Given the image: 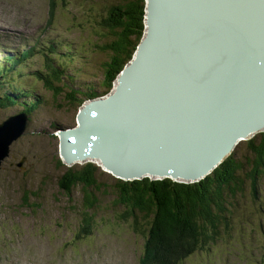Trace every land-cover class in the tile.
Segmentation results:
<instances>
[{
	"label": "rangeland",
	"instance_id": "1",
	"mask_svg": "<svg viewBox=\"0 0 264 264\" xmlns=\"http://www.w3.org/2000/svg\"><path fill=\"white\" fill-rule=\"evenodd\" d=\"M49 1L0 0V60L31 49L30 56L22 59L20 75L0 79L7 80L3 90L11 91L10 83L23 85L39 103L26 117L24 133L10 144L0 163V264H139L143 240L116 223L112 192L98 194L90 213L98 210L101 223L94 226L91 237L79 234L81 217L88 212L80 185L71 187L70 192L60 188L68 167L93 163L100 170L97 180L105 187L120 177L106 172L96 159L67 163L57 133L59 127L78 124L77 114L86 103L82 104L85 96L79 85L93 83L98 94L104 93L101 65L110 53L102 47L112 35L101 19L126 0H54L51 25L47 24ZM68 51L74 53L72 59L66 55ZM47 58L67 66L68 72L75 71L79 85L54 82L56 87H47L36 74H46ZM73 90L80 93L74 95ZM22 108L0 106V123ZM259 132L240 140L226 154L233 153L239 162L237 176L243 181L241 192L228 199V234L223 233L217 242L198 249L181 264H264V172L255 179V193L248 177L254 153L247 140L254 138L252 143L259 145L264 130Z\"/></svg>",
	"mask_w": 264,
	"mask_h": 264
},
{
	"label": "water",
	"instance_id": "2",
	"mask_svg": "<svg viewBox=\"0 0 264 264\" xmlns=\"http://www.w3.org/2000/svg\"><path fill=\"white\" fill-rule=\"evenodd\" d=\"M201 5H223L214 11L229 22L221 37L199 20L212 10ZM144 18L142 39L114 90L85 103L77 126L59 127L60 151L67 160L98 158L123 180L145 174L195 181L264 126V71L260 90L242 72L256 61L264 69V0H146ZM245 20L257 22V30ZM245 45L258 59L242 57ZM224 63L221 77L212 68ZM26 117L16 113L0 123V163L24 133ZM71 139L76 147L66 145Z\"/></svg>",
	"mask_w": 264,
	"mask_h": 264
},
{
	"label": "trees",
	"instance_id": "3",
	"mask_svg": "<svg viewBox=\"0 0 264 264\" xmlns=\"http://www.w3.org/2000/svg\"><path fill=\"white\" fill-rule=\"evenodd\" d=\"M145 3V0H126L119 8L114 6L101 19V25L112 35L111 40L102 47L110 53L101 65L104 93L98 94L93 83L80 86L75 82V71L68 72L67 66L58 64L52 58L45 63L46 74L36 72L38 78L47 87H56L54 82L71 87L79 85L83 88L82 96H85L82 104L109 93L142 39ZM27 55L28 51L24 50L18 57L6 56L0 60V79L6 75H20L18 71L22 59ZM66 55L70 59L74 57V53L69 51ZM6 81H0V106L22 105V110L17 113L28 116L39 104L35 94L15 83H10L11 91L3 90L2 85ZM73 92L74 95L80 93ZM261 134L259 145L252 143L254 138L247 140L249 149L254 153L253 167L248 175L253 193L258 173L264 172V132ZM239 169L240 164L232 153L208 175L195 181H178L169 177L115 178L112 185L105 187L97 180L99 168L85 162L78 167H68L60 188L69 192L76 185L82 188L88 214L81 217L80 235L91 237L94 226L101 223L97 218L98 210L90 212L98 201V194L102 191L108 195L110 191L113 193L116 223L131 230L137 240H143L138 261L156 259L162 264H177L203 246L217 242L223 233L228 234V199H233L243 188V181L237 176ZM122 231L123 234H130Z\"/></svg>",
	"mask_w": 264,
	"mask_h": 264
},
{
	"label": "bare ground",
	"instance_id": "4",
	"mask_svg": "<svg viewBox=\"0 0 264 264\" xmlns=\"http://www.w3.org/2000/svg\"><path fill=\"white\" fill-rule=\"evenodd\" d=\"M201 7H209L210 9V16H207V15H204L205 17H199V20L201 21V23H206V22H210L212 26L215 27L214 31H210L209 32V35H212V36H215V37H221V32H225L226 28L229 27V22L227 19L225 18H220L218 17V15L216 14V12L214 11H223V5H201ZM202 13H198L197 15H201ZM252 15V14H251ZM205 25V24H204ZM244 27H250V26H254L255 29L257 30L256 26L258 25L257 22L255 21H251V20H245L244 23H243ZM234 26V24H233ZM235 29H242V34L244 35V32L245 30L243 29V26L241 27L240 24H238L237 26L234 27ZM201 34H204V33H201ZM247 38H249L251 41L254 40V34L252 33H247L245 35ZM227 37H228V34H227ZM244 58H248L250 59L251 61L254 60L255 58H257V55H254L253 51H252V48L251 46L249 45H245L244 46V51H243V56ZM241 58H239L238 60H240ZM258 59V58H257ZM259 61H256L255 62V66L253 68H249V69H246L245 67L242 68V72L244 73V75L250 73L249 75V78H248V81L247 82H252L253 83V86L255 89L257 90H260V87H261V81H260V77H261V71H264L263 67H261V69H259ZM214 71H216L221 77H224L227 73V67L224 64H217L215 67L212 68ZM261 70V71H260ZM122 71V70H121ZM207 73H210L211 70H207L206 71ZM121 73V72H120ZM119 73V74H120ZM118 74V75H119ZM239 90V89H238ZM257 90L255 91V94L257 93ZM229 92H232L234 96H239L241 97L242 94H240L239 91H237L236 89L233 90V89H230L228 90ZM249 121H253L252 117L249 119ZM77 126V125H75ZM264 130V126L257 129V130H254L252 132H250L247 136L245 135V137L241 138L238 140V142L242 139H246V138H249L251 136H254L257 132L259 131H263ZM61 138V137H60ZM73 139V138H72ZM71 140H68L66 141V145L68 144V146H75L77 145V142L78 140H74L72 141ZM237 142V144H238ZM236 144V145H237ZM60 148H61V140H60ZM64 156V155H63ZM64 160L67 162V163H75V162H83L85 161L86 159H89V158H86V159H82V158H78V159H73V160H67L66 157L64 156L63 157ZM91 159V158H90ZM92 159H96L98 160V158H92ZM95 161V160H94ZM98 162V161H97ZM205 176V175H202V177ZM146 177V175L144 174V176H141L139 178H133V179H140V178H144ZM201 177V176H200ZM198 177V178H200Z\"/></svg>",
	"mask_w": 264,
	"mask_h": 264
}]
</instances>
